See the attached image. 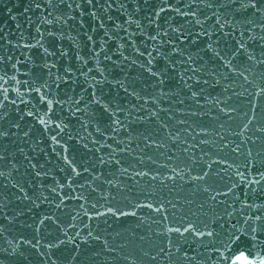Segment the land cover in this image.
<instances>
[{"label":"water","instance_id":"95a60500","mask_svg":"<svg viewBox=\"0 0 264 264\" xmlns=\"http://www.w3.org/2000/svg\"><path fill=\"white\" fill-rule=\"evenodd\" d=\"M0 264H264V0H0Z\"/></svg>","mask_w":264,"mask_h":264}]
</instances>
